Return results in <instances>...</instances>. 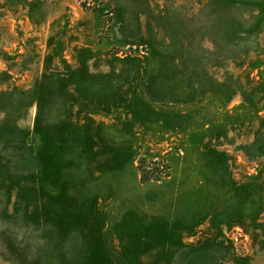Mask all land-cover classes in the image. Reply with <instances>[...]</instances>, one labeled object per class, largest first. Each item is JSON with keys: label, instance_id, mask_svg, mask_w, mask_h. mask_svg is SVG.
<instances>
[{"label": "rangeland", "instance_id": "374dc122", "mask_svg": "<svg viewBox=\"0 0 264 264\" xmlns=\"http://www.w3.org/2000/svg\"><path fill=\"white\" fill-rule=\"evenodd\" d=\"M0 264H264V0H0Z\"/></svg>", "mask_w": 264, "mask_h": 264}]
</instances>
